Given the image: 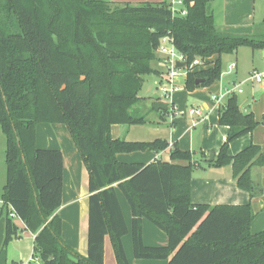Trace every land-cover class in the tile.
I'll list each match as a JSON object with an SVG mask.
<instances>
[{
    "label": "trees",
    "instance_id": "16d2710c",
    "mask_svg": "<svg viewBox=\"0 0 264 264\" xmlns=\"http://www.w3.org/2000/svg\"><path fill=\"white\" fill-rule=\"evenodd\" d=\"M211 0H183L186 14L173 15L168 1L139 4L111 0H0V125L6 137L10 205L35 234L34 255L43 264H105L110 235L118 264H131L122 237L128 232L114 184L133 212L134 255L168 259L167 264H264V230L253 233L251 203H194V153L174 145L172 161L126 163L121 152L163 150L164 139L113 138L115 123H144L134 107L144 77L155 72L157 48L171 36L187 61L185 89L209 86L222 75L223 54L242 46L264 50V33L219 31ZM217 55L214 61L208 58ZM196 58L203 63L190 67ZM198 78H204L196 83ZM67 126L89 173L88 253L81 255L62 236L64 156L36 145L38 123ZM219 123L228 135L209 166H232L250 197L263 187L253 170L264 166V150L251 143L235 155L229 143L253 132L258 121L241 110L236 94L221 107ZM177 161H184L185 164ZM146 218L168 236L163 246L143 240ZM22 230L6 212L3 249Z\"/></svg>",
    "mask_w": 264,
    "mask_h": 264
},
{
    "label": "crops",
    "instance_id": "0c3cea01",
    "mask_svg": "<svg viewBox=\"0 0 264 264\" xmlns=\"http://www.w3.org/2000/svg\"><path fill=\"white\" fill-rule=\"evenodd\" d=\"M161 2L165 0H135ZM172 2V0H166ZM131 3V2H130ZM219 31L236 34H253L256 25L255 0H211L209 4ZM262 15V14H261ZM264 20V12L261 17ZM244 53L247 57L242 56ZM154 62L155 72L144 77L139 93L141 101L134 107L146 116L144 123H115L111 126L113 138L129 141H154L164 139L169 147L163 150H145L121 152L117 158L126 163H143L162 160L172 161L170 157L174 145L194 153L199 166L193 171L191 182L192 201L194 203L245 204L251 203L255 217L251 224L253 233L264 230V166L253 170L255 181H259L263 192L253 198L240 189L233 176L232 166H209L207 161L210 152L216 154L225 142L229 127L219 123L220 109L230 97L222 98L221 102L212 99L213 94H222L236 84L242 92L236 93L242 111L253 112L258 121L253 132L245 134L229 143L228 152L235 155L251 143L258 144L264 150V80H250L253 72H264V53L262 49L242 46L233 53L223 54L221 78L209 86H201L189 91L185 89L186 72H181L178 81L181 86L172 93L168 101L156 92L161 80L163 67L160 54ZM214 55L207 60L214 61ZM236 63L234 69L230 66ZM159 91V89H158ZM160 92V91H159ZM149 94H152L151 100ZM155 95H158L157 99ZM167 100V98H166ZM167 104V108H155V104ZM196 108L199 114H191L190 109ZM179 110V111H178ZM181 110V111H180ZM180 114H188L187 117ZM42 128L39 129V125ZM49 125V126H44ZM69 139L64 147L63 140L53 135ZM70 135V136H68ZM6 140V137H5ZM36 145L39 148L59 149L64 156L62 204L57 213L62 219V236L64 241L75 248L81 255L88 253L89 233V173L73 138L63 123L41 122L36 127ZM67 148V149H65ZM200 154L201 158L196 154ZM185 164L184 161H177ZM0 175L4 179L0 183V264H43L34 255L35 234L26 229L25 222L18 216L13 217L15 224L22 230L20 235L10 241L3 249L6 231V212L10 206L2 203V194L7 182L6 148L0 153ZM121 209L127 224L128 232L122 237L127 258L131 264H167L168 259H140L134 255L133 244V212L132 207L121 189L114 184ZM143 240L148 246H163L168 243L167 234L144 218L142 222ZM105 264H118L110 235L104 242Z\"/></svg>",
    "mask_w": 264,
    "mask_h": 264
},
{
    "label": "built area",
    "instance_id": "2783aa9c",
    "mask_svg": "<svg viewBox=\"0 0 264 264\" xmlns=\"http://www.w3.org/2000/svg\"><path fill=\"white\" fill-rule=\"evenodd\" d=\"M170 7L173 15L186 14V9L183 4V0H172ZM157 53L160 54L161 65L163 67L162 77L161 80L158 82V89L162 96L164 95L167 99H169L172 97V93L179 88V86L176 85V78L180 75L181 69H186V66L178 67L177 62L186 61V58L175 47L173 38L168 35L161 38L159 46L157 48ZM202 63L203 61L201 58H196L193 63L190 64V67H193L195 65H201ZM235 67L236 63H233L230 66V69H234ZM249 79L257 82H262L264 80V72L255 71L251 74ZM242 91V88H239V86L236 84L233 88L227 89L222 94H213L212 99L217 102H221L222 98L229 97L233 94ZM190 113L199 114L200 111L196 108H191ZM1 202L4 203L3 200ZM10 209V216L15 217L16 214L14 213L11 206Z\"/></svg>",
    "mask_w": 264,
    "mask_h": 264
},
{
    "label": "rangeland",
    "instance_id": "374dc122",
    "mask_svg": "<svg viewBox=\"0 0 264 264\" xmlns=\"http://www.w3.org/2000/svg\"><path fill=\"white\" fill-rule=\"evenodd\" d=\"M134 1H135V0H111V3H112L111 5L114 7L115 5L120 4V3H122V2H131L132 4H139V3L134 2ZM255 7H256V25H255V30H256L257 32L264 33V20H263L262 22H260V21H261V17H262L263 12H264V0H255ZM261 14H262V15H261ZM242 56H244L245 58L247 57L244 53H242ZM181 72H186V69H181ZM176 85L181 86V85L179 84L178 77L176 78ZM156 90H157L156 92H158L159 94H161V93L158 91V89H156ZM177 90H180V89H177ZM151 96H152V94H149V99H150V100L152 99ZM162 97H163V98H162L163 100L168 101V99L166 100V97H165L164 95H163ZM178 111H179V110H178ZM180 111H181V110H180ZM133 114H134L135 116H141V115H143L144 113L141 111V109H140V110L137 109V110H134V111H133ZM180 115H182V116H184V117H185V116L187 117L188 114H185V115L180 114ZM40 126H43V125L40 124L38 130H40V128H42V127H40ZM44 126H49V125H44ZM41 131H42V129L39 131L40 134H41ZM53 135H54L55 137H57V138H60V137H61L60 135L56 136V132H54ZM68 136H70V135H68ZM60 139L63 140L64 147H67L66 141H67V143H68L69 139L66 140V138H64V137H61ZM5 148H6L5 135H4V133H3V131H2V128H1V125H0V153H1V152H5ZM65 149H67V148H65ZM228 149H229V147H228ZM196 155H198V157L201 158V155H200V154L197 153ZM205 161H206V159H204V162H205ZM4 179H5V178H4ZM4 179H3L2 176L0 175V183H1V185L3 184Z\"/></svg>",
    "mask_w": 264,
    "mask_h": 264
},
{
    "label": "water",
    "instance_id": "95a60500",
    "mask_svg": "<svg viewBox=\"0 0 264 264\" xmlns=\"http://www.w3.org/2000/svg\"><path fill=\"white\" fill-rule=\"evenodd\" d=\"M263 53H264V50H263ZM177 65L178 67H185L187 65V61H178L177 62ZM205 79L204 78H198L196 80V83H201L203 82ZM155 97L158 99L159 96L158 95H155ZM155 108L159 109V108H167V104H163V103H158V104H155ZM215 159V152H210L209 154V160L210 161H213Z\"/></svg>",
    "mask_w": 264,
    "mask_h": 264
}]
</instances>
